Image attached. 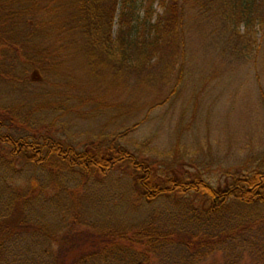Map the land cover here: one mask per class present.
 <instances>
[{"label":"trees","instance_id":"1","mask_svg":"<svg viewBox=\"0 0 264 264\" xmlns=\"http://www.w3.org/2000/svg\"><path fill=\"white\" fill-rule=\"evenodd\" d=\"M263 11L264 0H0V64L48 71L81 61L142 86L166 83L177 67L179 83L188 21L233 41ZM11 111L0 107V264H200L216 250L222 264H264V171L213 186L199 172H160L119 142L78 149L21 134ZM112 178L122 182L107 187ZM92 181L97 196L85 191Z\"/></svg>","mask_w":264,"mask_h":264},{"label":"rangeland","instance_id":"2","mask_svg":"<svg viewBox=\"0 0 264 264\" xmlns=\"http://www.w3.org/2000/svg\"><path fill=\"white\" fill-rule=\"evenodd\" d=\"M153 9L155 18L163 8L154 3ZM212 26L187 22L179 83L177 67L166 83L142 86L132 79L117 84L104 69L93 71L81 61L67 60L48 71L37 64H0V107L17 111L21 134H50L78 149L119 142L160 172L185 177L199 172L213 186L229 185L233 176L264 171V22L259 16L248 25L240 22L243 39L233 41ZM120 182L112 178L105 184ZM85 191L97 196L101 188L92 181ZM134 216L133 223L141 219L139 213ZM223 255L216 250L200 264H222ZM157 263L153 258L150 264Z\"/></svg>","mask_w":264,"mask_h":264}]
</instances>
